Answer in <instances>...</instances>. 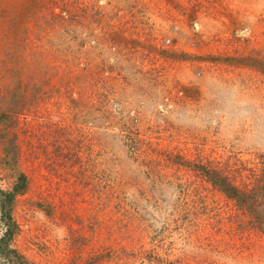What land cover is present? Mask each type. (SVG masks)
Wrapping results in <instances>:
<instances>
[{
  "label": "rangeland",
  "instance_id": "obj_1",
  "mask_svg": "<svg viewBox=\"0 0 264 264\" xmlns=\"http://www.w3.org/2000/svg\"><path fill=\"white\" fill-rule=\"evenodd\" d=\"M12 187L24 264H264V0H0Z\"/></svg>",
  "mask_w": 264,
  "mask_h": 264
},
{
  "label": "trees",
  "instance_id": "obj_2",
  "mask_svg": "<svg viewBox=\"0 0 264 264\" xmlns=\"http://www.w3.org/2000/svg\"><path fill=\"white\" fill-rule=\"evenodd\" d=\"M5 124L3 128L5 129ZM2 138L5 141L4 149L8 150V145H11L10 160H15L17 156L15 135L10 138L7 133H2ZM7 153V151H4ZM215 173V174H214ZM216 172L209 171L208 178H211V184L216 185L229 194L228 190H234V187L230 182L223 176L216 175ZM214 177V178H213ZM18 190L16 187H12L11 190L2 191L0 190V221L3 224V231L0 234V261L4 260L8 264H24V258L18 249L14 246V238L17 234V223L11 215L12 211V200L14 199V192ZM231 196V195H230ZM235 197V195H232ZM236 198V199H235ZM234 199L240 201L239 197Z\"/></svg>",
  "mask_w": 264,
  "mask_h": 264
},
{
  "label": "built area",
  "instance_id": "obj_3",
  "mask_svg": "<svg viewBox=\"0 0 264 264\" xmlns=\"http://www.w3.org/2000/svg\"><path fill=\"white\" fill-rule=\"evenodd\" d=\"M165 42H168V39L167 38L165 39Z\"/></svg>",
  "mask_w": 264,
  "mask_h": 264
}]
</instances>
